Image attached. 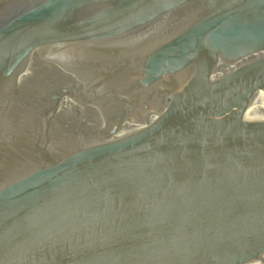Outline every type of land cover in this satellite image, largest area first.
Masks as SVG:
<instances>
[{
    "label": "water",
    "instance_id": "1",
    "mask_svg": "<svg viewBox=\"0 0 264 264\" xmlns=\"http://www.w3.org/2000/svg\"><path fill=\"white\" fill-rule=\"evenodd\" d=\"M0 264H264V0H0Z\"/></svg>",
    "mask_w": 264,
    "mask_h": 264
}]
</instances>
